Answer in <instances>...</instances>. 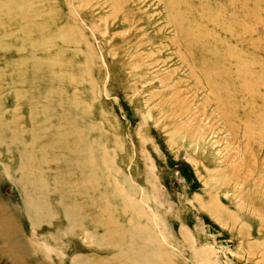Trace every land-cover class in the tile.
<instances>
[{
  "label": "rangeland",
  "instance_id": "obj_1",
  "mask_svg": "<svg viewBox=\"0 0 264 264\" xmlns=\"http://www.w3.org/2000/svg\"><path fill=\"white\" fill-rule=\"evenodd\" d=\"M0 264H264V0H0Z\"/></svg>",
  "mask_w": 264,
  "mask_h": 264
},
{
  "label": "bare ground",
  "instance_id": "obj_2",
  "mask_svg": "<svg viewBox=\"0 0 264 264\" xmlns=\"http://www.w3.org/2000/svg\"><path fill=\"white\" fill-rule=\"evenodd\" d=\"M67 214H68V213H64V215L66 216V219H67L68 223H70L69 219L67 218ZM71 223H72V222H71ZM69 225H71V226H72V224H68V226H67V229H68V230L70 229V228H68V227H69ZM71 226H70V227H71ZM79 227H80V226H79Z\"/></svg>",
  "mask_w": 264,
  "mask_h": 264
}]
</instances>
